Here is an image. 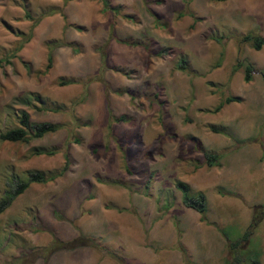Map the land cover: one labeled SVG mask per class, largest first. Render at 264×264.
Returning <instances> with one entry per match:
<instances>
[{"label": "rangeland", "instance_id": "obj_1", "mask_svg": "<svg viewBox=\"0 0 264 264\" xmlns=\"http://www.w3.org/2000/svg\"><path fill=\"white\" fill-rule=\"evenodd\" d=\"M244 36L264 39V0H0V133L18 127L21 112L59 125L26 142L0 140V198L27 172L53 177L29 184L0 214V264H49L64 249L59 235L104 222L109 233L108 213L123 234H111L101 259L130 264V249L141 237L148 246L158 224L134 214L154 210L174 234L149 248L184 255L192 230L180 228L179 214H199L175 181L200 186L190 187L205 197L208 231L241 237L252 207L264 204V43L256 51ZM237 63L252 66L250 81ZM226 96L239 101L215 111ZM238 134L252 139L237 146ZM246 146L261 155L256 169L238 153ZM203 151L219 160L197 183ZM239 245L233 256L264 264V218Z\"/></svg>", "mask_w": 264, "mask_h": 264}, {"label": "crops", "instance_id": "obj_2", "mask_svg": "<svg viewBox=\"0 0 264 264\" xmlns=\"http://www.w3.org/2000/svg\"><path fill=\"white\" fill-rule=\"evenodd\" d=\"M238 135H241V134H238ZM238 135L234 136L236 138V141L241 142V144H238L237 146L242 145L252 139L250 134H247V135L242 134L239 137ZM250 149L251 148L246 146L244 150L242 151L240 150L238 152L239 154H241L240 157L242 156L244 157L245 159L244 161H246L244 165L246 169L248 170L257 168V164L255 163L256 160H253L252 158H256L259 163H262L260 161L261 155H256V153H253V152H257V150L256 149L250 150ZM212 153H216V152L212 151ZM251 159L253 162H251ZM263 166H264V163H263ZM211 167H214V166H211ZM211 167H203V168L197 167L196 168L197 170L194 169L193 171L194 174L198 172L199 170L202 171V173L200 172L197 173L199 177L197 183H200L206 179L211 178L210 173L211 172L213 173V171H215ZM261 169H264V168H261ZM217 172L219 173L218 170ZM216 179L217 177L214 175L212 177V180L215 181ZM196 180L197 179L194 177L192 182H196ZM190 186L193 189H199L200 188L199 185L198 186L188 185L190 192L199 191V190L197 191L193 190ZM188 209H191V208H188ZM105 211H106V208H104V206L102 205L101 212L105 213ZM121 211L123 210H120L117 212L119 213ZM161 214L162 213H157L156 210H154L153 213H147L143 215L134 214V215L139 216L140 221H144L145 217L156 218V220L158 221V224L154 225L153 227L154 231L152 232L150 231L149 242H148L149 245L146 246L144 244L143 237H141L142 246L138 245V247L130 249L131 253L129 252L130 254L129 259L124 260L126 263L129 262L130 264H136V263L144 264L145 262L148 264L149 263L150 264H158V263L159 264H184L183 255L179 250H171V251L170 250H160L158 253L156 252V250H151V249H154L155 246H157V243L160 244L161 248L165 246L164 243L161 241L162 239H164L161 237L162 235L166 237L167 236L169 237L170 235L172 237L174 234L172 224L165 223V225L163 226L164 220L168 216H164V219L161 220L159 219L160 217H162L160 216ZM111 215L112 214L110 213L105 214L107 218V224H109V226L111 227V229L109 230V233H106L104 229V227L106 226V223L104 222L100 230H97L98 232L92 230L91 226L86 224L83 229L79 227L80 233H78V230L76 228L67 235L63 234V235L58 236L59 240L61 239V240L66 241L65 243L66 245L68 242L72 241L73 239H75L76 237L80 235L84 238H88L94 241V243H96L98 247H100V250L96 249L94 246H91L90 243L89 244L85 243L84 245H80V246L69 248V249L59 248L57 252H54L51 255L49 259V264H117L112 259H101L102 249L110 252L109 251L110 249H106L105 245L110 246L111 244L109 242L111 239L117 240V237L111 234L118 233V232H120V234H123L122 231L115 225V222H116L115 218H118L119 216L114 215L113 217L114 220L113 219L110 220L109 218ZM178 219H179V222L181 223L180 225L181 229H191L192 230V233L190 234L187 241H184L182 243L184 255L186 256V259L188 260L190 264H207L210 261L211 262L208 264H214L213 261H215L217 264H221L222 260H224L226 264H232L233 262L231 260L232 258H238V261L233 262V264H244L242 257L239 258V257L233 256V252L230 253L227 249L228 243L237 241L240 237L235 238V239H229V238L223 237L224 238L223 239L219 234L211 233L210 231H208L210 229V227L208 226L210 225V222L208 224H204V222L201 221V219L199 218V215L195 213H190L189 211L179 214ZM131 220H134V219H131ZM119 223L121 225H124L127 229H129L130 227V223L127 221V219H123L119 221ZM138 227L139 226L137 225L136 228L138 229ZM138 233L143 236L141 226H140V231H138ZM153 240H154V243H153L154 248H149L151 241ZM137 242L138 243L140 242L139 239L137 240ZM242 247L243 245H238L236 249L238 250V249H241ZM60 249L62 251H60ZM263 261H264V257H263Z\"/></svg>", "mask_w": 264, "mask_h": 264}, {"label": "trees", "instance_id": "obj_3", "mask_svg": "<svg viewBox=\"0 0 264 264\" xmlns=\"http://www.w3.org/2000/svg\"><path fill=\"white\" fill-rule=\"evenodd\" d=\"M219 1H224V0H219ZM26 18H29V16L26 15ZM38 21L39 19H36L32 23V27H34ZM29 38H30V34L28 33V35L25 38H23V42H27ZM243 40H246V41L248 40L250 42L251 48H253L256 51L259 50L261 45L264 43V39L257 37V36H253V37L244 36ZM59 45L61 46L60 43ZM48 50L50 53L51 48L49 47ZM48 59H49V56H48ZM100 63L103 64V55L100 56ZM238 67H242L243 69L242 80L244 82L250 81V78H251L250 73L252 72V66L247 63L246 64H242V63L235 64L234 68L237 69ZM183 68H184V60H180L179 69H183ZM238 101H239V98L237 96H226L222 99V101L219 103V105L214 110L215 111L219 110L222 104H227L230 102H238ZM117 120L118 121L122 120V117H118ZM58 128H59V125H54L48 122L30 123L28 120L27 113L21 112L18 118V127L12 128V129L4 131L3 133H0V140L9 141V142H17V141L26 142L30 138H35V139L41 138L43 135L50 133V132H54ZM44 154L50 155L52 153L48 151ZM202 156L204 158V163L206 164V166L211 167V166L218 165L217 161L219 159V156L217 154L211 153L209 151H203ZM64 159H65V164H64V168L62 169V172L65 170V167L67 166V157L65 155H64ZM26 175H27L26 176L27 178L25 181L16 182V183L14 182L10 190L4 191L3 196L0 198V214L11 205L15 197L21 194L28 187L29 184L45 183L49 179L53 178V177L45 178L41 173L35 172V171L27 172ZM174 186L177 190L180 191L182 195L181 197L182 204L185 207L191 208L194 211H196L200 215V219L203 221L204 212L206 209L204 195L201 192L190 194V189L188 185L181 181H175ZM263 217H264V204L252 207L250 222L246 230L244 231L243 235L237 241L230 242L227 244V249L230 253H232L241 242L245 241L249 236L252 235L253 230L260 223ZM85 243L89 244L90 240L82 236H78L72 241L68 242L65 245V247H62V248H66V249L74 248L80 245H84ZM181 252L183 253V251ZM231 260L233 262H237L238 258H232ZM183 261L185 264H190L187 261L185 255H183Z\"/></svg>", "mask_w": 264, "mask_h": 264}]
</instances>
